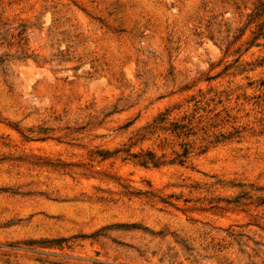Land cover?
<instances>
[{
	"label": "rangeland",
	"instance_id": "374dc122",
	"mask_svg": "<svg viewBox=\"0 0 264 264\" xmlns=\"http://www.w3.org/2000/svg\"><path fill=\"white\" fill-rule=\"evenodd\" d=\"M258 2L0 0V264H264Z\"/></svg>",
	"mask_w": 264,
	"mask_h": 264
},
{
	"label": "trees",
	"instance_id": "16d2710c",
	"mask_svg": "<svg viewBox=\"0 0 264 264\" xmlns=\"http://www.w3.org/2000/svg\"><path fill=\"white\" fill-rule=\"evenodd\" d=\"M263 4L264 2H258V4L256 5L255 9L257 11L262 12L264 10L263 8ZM21 30L17 33V35L19 36L21 34ZM19 39H21V37L19 36ZM1 62V61H0ZM164 119V116H157L153 121V125H151L153 128L157 126V123L162 122ZM166 129H169L170 132L175 133L177 136L179 135H187L189 132V128H185V125L183 124H177L176 122H170V126ZM187 153V149L183 148V152L181 154H179L178 156H184ZM134 157H138V161L140 164L145 165L147 163L152 164L153 166H157L160 163H162L160 160H158V158L154 157L152 152H145V153H137L133 155ZM180 158V157H179ZM181 161V160H179Z\"/></svg>",
	"mask_w": 264,
	"mask_h": 264
}]
</instances>
